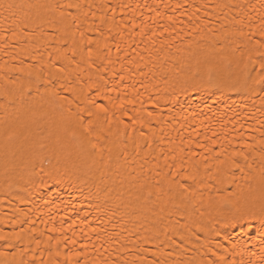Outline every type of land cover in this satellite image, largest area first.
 <instances>
[{
	"label": "bare ground",
	"instance_id": "bare-ground-1",
	"mask_svg": "<svg viewBox=\"0 0 264 264\" xmlns=\"http://www.w3.org/2000/svg\"><path fill=\"white\" fill-rule=\"evenodd\" d=\"M262 191L264 0H0V264H264Z\"/></svg>",
	"mask_w": 264,
	"mask_h": 264
},
{
	"label": "snow or ice",
	"instance_id": "snow-or-ice-1",
	"mask_svg": "<svg viewBox=\"0 0 264 264\" xmlns=\"http://www.w3.org/2000/svg\"><path fill=\"white\" fill-rule=\"evenodd\" d=\"M6 7L11 8V7H13V5H7ZM261 199H262V201H264V191H262ZM261 210L264 211V203H262V205H261Z\"/></svg>",
	"mask_w": 264,
	"mask_h": 264
}]
</instances>
